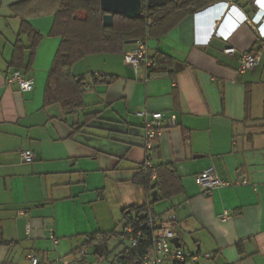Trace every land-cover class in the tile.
<instances>
[{
	"label": "crops",
	"instance_id": "obj_1",
	"mask_svg": "<svg viewBox=\"0 0 264 264\" xmlns=\"http://www.w3.org/2000/svg\"><path fill=\"white\" fill-rule=\"evenodd\" d=\"M20 1L0 0V264H32L30 255L39 264H114L124 246L111 250L109 242L121 237L108 236V250L99 253L98 242H87L121 233L136 207L154 201L135 181L146 163H172L183 181L184 194L156 201L153 209L158 220L169 212L176 217L180 248L197 257L186 264H264V38L249 23L228 41L216 34L225 7L208 16L211 27L188 15L146 41L154 61L157 54L171 59L163 73H150L156 61L150 71L125 63L136 44L77 62L71 73L84 78L85 107L67 113L60 104L45 105L61 44L50 36L53 15L28 18L44 37L31 69L22 71L34 79V90L7 82L17 71L16 42L29 45L19 34L24 12L14 5ZM208 1L250 16L256 11L253 0ZM250 51L261 60L239 73L240 56ZM154 113L164 114V129L150 141L145 124ZM22 148L34 152L32 163L22 161ZM209 168L232 186L198 187L196 176Z\"/></svg>",
	"mask_w": 264,
	"mask_h": 264
},
{
	"label": "trees",
	"instance_id": "obj_2",
	"mask_svg": "<svg viewBox=\"0 0 264 264\" xmlns=\"http://www.w3.org/2000/svg\"><path fill=\"white\" fill-rule=\"evenodd\" d=\"M212 1V0H211ZM201 0H173L165 6L148 9L145 5L140 19H128L115 16L112 27L103 25L104 13L100 0H22L14 8L21 9L22 24L20 35H27L29 45L26 47L18 39L14 46L11 66L17 71H29L32 67L36 50L43 40V35L30 25L29 17L51 14L54 24L50 36L61 38V44L50 69L45 89V105L60 104L67 113H75L85 107L84 78L75 77L72 67L90 55L101 53H124L126 42L130 40L147 41L150 37L166 33L188 15H194L204 7L210 6ZM207 4V5H206ZM158 69H149L151 74L163 73L172 66L171 59L164 55L154 56ZM161 67V68H160ZM160 69V70H159ZM111 79H113L111 77ZM155 176V179L153 178ZM138 184L144 186L148 193L158 192V201L171 200L185 193L183 181L172 163H161L155 166L144 164L138 168L135 177ZM152 201L142 207H136L133 220H146L149 215L155 216ZM147 234L149 231L145 228ZM121 237L122 233L114 231L109 234H95L87 244L98 242L96 253L108 250V236ZM100 236V237H99ZM101 242V243H100ZM127 262L140 264L139 259L147 252L151 242L140 241L139 248L127 253L129 240L120 239ZM126 243H128L126 245Z\"/></svg>",
	"mask_w": 264,
	"mask_h": 264
},
{
	"label": "built area",
	"instance_id": "obj_3",
	"mask_svg": "<svg viewBox=\"0 0 264 264\" xmlns=\"http://www.w3.org/2000/svg\"><path fill=\"white\" fill-rule=\"evenodd\" d=\"M230 3L216 2L210 5L206 9L194 14V19L201 28L204 24L211 27V22H207L208 16L212 15L218 17L217 13L226 8L219 23L213 31L219 34L228 41L229 37L239 26L249 23L253 29L258 33L260 38H264V0H253V6L256 11L250 16L242 10L238 9L235 5L230 7ZM228 7V9H227ZM228 13L225 15V12ZM225 15V16H224ZM210 30V28H209ZM207 34L198 31V38L201 43L207 42ZM227 54L234 53L235 50L228 48L225 51ZM261 60V54L258 51H250L241 54L239 73H245L251 70L254 66L259 64ZM125 63L132 65L136 71L141 69L149 70L155 66L149 47L146 41H138L136 48L128 51L124 55ZM7 82L9 85L17 84L22 92H31L34 90V79L20 71L12 73ZM140 115L148 117L145 113ZM165 116L163 113H154L151 115V119L145 124L146 137L153 141L156 137L161 135L164 129L163 120ZM176 116L171 117V123L174 124ZM149 146L152 147V142H149ZM20 156L24 163H32L35 160L34 152L30 149L22 148L20 150ZM155 179V176L153 177ZM198 187L205 191H212L218 187H230L232 183L222 180L215 172L213 168H209L202 173L198 174L195 178ZM242 184H247V180L243 179ZM239 184V183H237ZM227 218V216L225 217ZM176 217L174 215H168L166 218L158 220L157 217L149 215V217L141 221L133 220L131 223H127L122 230V238L129 240V248L127 253L131 250L139 248V243L142 240H149L151 242L147 252L139 259L140 264H186L187 262H196L197 257L189 252L184 251L182 248L175 246L172 242L177 238L175 231ZM145 228L149 231L146 233ZM211 255H206L210 258ZM29 259L32 264H39V260L30 255ZM61 264H67L62 262Z\"/></svg>",
	"mask_w": 264,
	"mask_h": 264
},
{
	"label": "water",
	"instance_id": "obj_4",
	"mask_svg": "<svg viewBox=\"0 0 264 264\" xmlns=\"http://www.w3.org/2000/svg\"><path fill=\"white\" fill-rule=\"evenodd\" d=\"M173 0H100V8L104 13L103 25L110 28L114 24L115 16H124L128 19H140L143 16V10L145 3L148 9L155 7L165 6L167 3ZM137 40L127 41L126 44H136ZM152 198L154 201H158V192H152ZM177 246L181 247L178 238L172 240ZM114 264H126V256L120 255L116 258Z\"/></svg>",
	"mask_w": 264,
	"mask_h": 264
},
{
	"label": "rangeland",
	"instance_id": "obj_5",
	"mask_svg": "<svg viewBox=\"0 0 264 264\" xmlns=\"http://www.w3.org/2000/svg\"><path fill=\"white\" fill-rule=\"evenodd\" d=\"M167 214H170V212L169 213H167ZM120 239H118V238H114V239H112L110 242H109V247H110V249L111 250H114L115 248H117V249H121L120 247H121V245H120ZM128 243H126V245H127ZM90 255H93V254H90ZM128 264H133L132 262H128Z\"/></svg>",
	"mask_w": 264,
	"mask_h": 264
},
{
	"label": "clouds",
	"instance_id": "obj_6",
	"mask_svg": "<svg viewBox=\"0 0 264 264\" xmlns=\"http://www.w3.org/2000/svg\"><path fill=\"white\" fill-rule=\"evenodd\" d=\"M228 7H229V6H228ZM228 7H227V8H228Z\"/></svg>",
	"mask_w": 264,
	"mask_h": 264
}]
</instances>
